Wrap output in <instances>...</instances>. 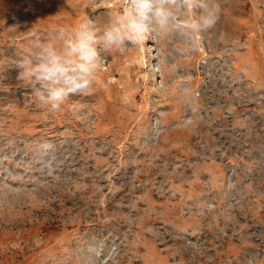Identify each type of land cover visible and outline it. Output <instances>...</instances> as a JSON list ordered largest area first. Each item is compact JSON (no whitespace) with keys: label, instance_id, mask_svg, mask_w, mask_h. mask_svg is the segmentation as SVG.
I'll return each instance as SVG.
<instances>
[{"label":"rangeland","instance_id":"374dc122","mask_svg":"<svg viewBox=\"0 0 264 264\" xmlns=\"http://www.w3.org/2000/svg\"><path fill=\"white\" fill-rule=\"evenodd\" d=\"M218 2L205 32L177 3L138 44L98 35L52 111L18 62L127 0H0V264H264V0Z\"/></svg>","mask_w":264,"mask_h":264},{"label":"clouds","instance_id":"9594fccd","mask_svg":"<svg viewBox=\"0 0 264 264\" xmlns=\"http://www.w3.org/2000/svg\"><path fill=\"white\" fill-rule=\"evenodd\" d=\"M177 3L185 8L193 5L198 11L199 31L216 25L221 11L218 0H127L123 13L110 19L102 33H97L94 20L86 19L75 27L57 29L51 42L35 44L17 64L20 78L35 85L33 91L43 105L58 111L70 96L94 86L103 59L97 49L98 35L102 36L105 51L138 44L154 26L161 30L169 27ZM43 147L51 146L46 143Z\"/></svg>","mask_w":264,"mask_h":264}]
</instances>
